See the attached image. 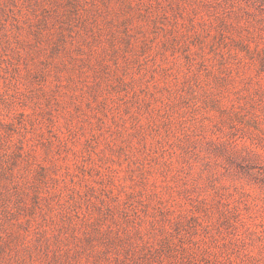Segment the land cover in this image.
Listing matches in <instances>:
<instances>
[{"label":"rangeland","instance_id":"1","mask_svg":"<svg viewBox=\"0 0 264 264\" xmlns=\"http://www.w3.org/2000/svg\"><path fill=\"white\" fill-rule=\"evenodd\" d=\"M0 264H264V0H0Z\"/></svg>","mask_w":264,"mask_h":264}]
</instances>
